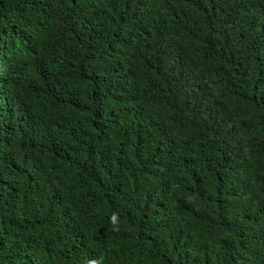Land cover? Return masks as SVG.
<instances>
[{
  "label": "trees",
  "instance_id": "1",
  "mask_svg": "<svg viewBox=\"0 0 264 264\" xmlns=\"http://www.w3.org/2000/svg\"><path fill=\"white\" fill-rule=\"evenodd\" d=\"M25 1L0 0V29H37L48 47L72 19L87 32L51 46L84 62L47 79L0 31V121L27 127L10 89L41 79L39 123L71 137L56 160L42 148L63 127L31 141L0 124V264H264V0H68L58 25L18 21ZM191 49L206 52L176 67Z\"/></svg>",
  "mask_w": 264,
  "mask_h": 264
},
{
  "label": "clouds",
  "instance_id": "2",
  "mask_svg": "<svg viewBox=\"0 0 264 264\" xmlns=\"http://www.w3.org/2000/svg\"><path fill=\"white\" fill-rule=\"evenodd\" d=\"M67 1L68 0H26L18 7L17 20H40L44 18L52 22L53 24L58 25L62 21V18L58 15V11L65 7ZM140 2L144 4L148 9H150V0H140ZM233 4L234 0H220L217 6V10L219 12H225ZM86 24L87 23L81 22L78 19H72L70 21H67L63 24L62 28V30L67 34V38L62 43H60L57 38L56 40H54L51 46H54L57 49L61 48V46H68V42L70 40L68 29L76 28L80 32H87V28H85ZM96 29H99L101 31L99 26L96 27ZM0 31L8 32L10 36V51L18 52L15 54L16 57L20 58L21 53L23 52H26L28 54V61L30 62V74L32 77L49 79L55 71L60 68H63V66H73L76 64H82L84 62L81 59L67 54H62V56H59L55 59H50L48 56V50L51 48V46L48 47L45 40L40 36L39 31L37 29H32L25 34H16L8 24L1 28ZM101 35L99 39L101 38ZM14 36H17L18 42H14ZM88 38L89 40H92L90 37ZM74 46L80 47L79 44H74ZM205 52L206 51L202 49H191L185 51L181 55L176 67L180 66L183 69H189L192 71V62L200 58ZM40 80L41 79L30 81L27 87L23 89H10V97L12 98V101L10 103L16 111L26 115L29 118L30 123L27 124V127L25 129H16L8 122L0 121V124L1 127L10 128L16 131L18 134L23 135L25 139H29L31 141L42 137L48 131L63 127L59 136L54 138L50 143H48L44 148H42L46 149V152L52 154L57 160L59 156L68 155L69 150H67L66 144L71 138L69 135L70 127H68V125L64 122L54 121L51 119H48L43 123H39L37 113L38 94H41L44 90L39 86ZM178 80L183 83H186V75L181 74L178 77ZM4 109L6 110L5 107ZM17 124L20 125L19 123ZM8 144H12L13 147L2 148V154L14 155L16 152H18L19 145L15 140H10ZM40 158L42 163L40 174L47 176V168L50 169L51 166L47 167L48 164L47 162H45L42 154L40 155ZM16 193L26 194L24 203H27L29 201L36 202L35 197L32 194V188L29 186L28 183L25 185H21L18 182L14 189V194ZM110 220L113 225L112 230L114 232H118L120 228L117 215L113 214ZM42 230L44 234H40L41 236L45 235L47 231L46 229ZM87 264H103V257L93 258L89 260Z\"/></svg>",
  "mask_w": 264,
  "mask_h": 264
}]
</instances>
